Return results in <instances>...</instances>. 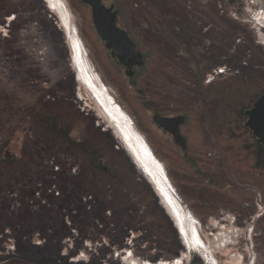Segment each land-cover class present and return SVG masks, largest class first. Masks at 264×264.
<instances>
[{"label":"rangeland","instance_id":"1","mask_svg":"<svg viewBox=\"0 0 264 264\" xmlns=\"http://www.w3.org/2000/svg\"><path fill=\"white\" fill-rule=\"evenodd\" d=\"M62 1L69 26L48 0H0V264H264V145L246 126L264 0H102L141 55L130 66L89 4ZM84 59L163 165L185 234ZM156 114L184 118L185 147Z\"/></svg>","mask_w":264,"mask_h":264},{"label":"water","instance_id":"2","mask_svg":"<svg viewBox=\"0 0 264 264\" xmlns=\"http://www.w3.org/2000/svg\"><path fill=\"white\" fill-rule=\"evenodd\" d=\"M92 7V18L97 34L106 44V48L112 50V55L118 53L120 63L126 66L133 64L140 54H136V45L129 39L128 33L117 27V12L113 11L114 7H106L102 0H83ZM131 56V59L128 58ZM132 76L131 72H127ZM132 83V82H131ZM249 121L246 126L253 130L258 141L264 145V95L256 101L254 107L246 111ZM157 125L173 136L176 143L185 147L183 138L180 137V124L184 118H164L160 114L154 116Z\"/></svg>","mask_w":264,"mask_h":264},{"label":"flooded vegetation","instance_id":"3","mask_svg":"<svg viewBox=\"0 0 264 264\" xmlns=\"http://www.w3.org/2000/svg\"><path fill=\"white\" fill-rule=\"evenodd\" d=\"M62 4L66 9V14H67L66 17H64L62 15V13L56 7H54V9L63 18V20H65V18H66L68 26H69L70 25V21L68 18L69 13H68L67 8H66L63 1H62ZM78 41H79V39L77 38L76 44H77V48L79 49L80 46L78 44ZM263 43H264V41H263ZM80 45H81V47H83L82 42H80ZM85 50H86V48L83 47L82 51L85 52ZM78 52H80V50ZM115 56H116V53H115ZM83 61H84L83 65L81 63L80 64L78 63L79 68H81V71L84 68L81 75L82 76H85V74L88 75L89 77L87 76L88 78H86V81L92 86V88H94L96 91H98L99 93L102 94L103 101H105L104 104H105V106H107L106 109L108 110L107 111L108 115L116 122L117 127L119 128L124 140L126 141L128 146L132 149V151L137 156V158H138L140 164L142 165L143 169L147 172L149 177L155 181V184L158 187L159 193L162 195V197L164 198L165 202L170 207L173 214L176 215L178 218H180V227L182 228V230L185 234L186 233V225L184 224L183 219H181V213H180L181 211L179 210L180 208H178L179 207L178 203L174 197V190H173V188L169 182L168 177L166 176L163 165L161 164V162H159L155 158V156L152 154L150 148L145 144V142L140 137H138V135L135 133L132 125L130 124V122L127 119L126 114L121 110V108L119 106L114 107L111 103H109L110 101H109L108 97L109 98H111V97H110L108 92H104V89H103L104 86L101 88L98 85V82H97L98 80L96 79V78H99L98 75L95 72H93L92 67L87 63V60L84 59ZM254 103H253V106H254ZM7 153H6V158L7 157L10 158L11 156L9 155V153L8 154ZM181 207L184 208L182 205H181ZM192 226H194V225H192ZM194 229L197 231L195 226H194ZM189 235H190L189 239L193 240L195 245L196 244L198 245L200 242H202V244H204L203 241L201 240L199 234H198V231L197 232L194 231V233H193L192 227H191V231L189 232ZM204 247H205V244L202 248H204ZM178 260L181 261V258L180 259L177 258V259L173 260L172 262H165L164 261L161 264H171V263L174 264V263H177Z\"/></svg>","mask_w":264,"mask_h":264},{"label":"bare ground","instance_id":"4","mask_svg":"<svg viewBox=\"0 0 264 264\" xmlns=\"http://www.w3.org/2000/svg\"><path fill=\"white\" fill-rule=\"evenodd\" d=\"M49 1V4L54 8V7H56L61 13H62V15L64 16V17H66L67 16V14H66V9H65V7L63 6V4H62V0H48ZM261 14V13H260ZM262 16H259L258 17V20L260 21L261 20V22H262V20H264V15L263 14H261ZM81 49V48H80ZM79 53V52H78ZM80 64V63H79ZM83 65V64H82ZM137 145V144H136ZM135 147V146H134ZM136 148V147H135ZM138 148V147H137ZM135 151V150H134ZM145 167V166H144ZM164 194V193H163ZM169 200V199H168ZM170 201V200H169ZM196 225V224H195ZM195 232H197L196 230H195Z\"/></svg>","mask_w":264,"mask_h":264},{"label":"built area","instance_id":"5","mask_svg":"<svg viewBox=\"0 0 264 264\" xmlns=\"http://www.w3.org/2000/svg\"><path fill=\"white\" fill-rule=\"evenodd\" d=\"M262 13H264L263 11H261ZM258 18V17H257Z\"/></svg>","mask_w":264,"mask_h":264},{"label":"trees","instance_id":"6","mask_svg":"<svg viewBox=\"0 0 264 264\" xmlns=\"http://www.w3.org/2000/svg\"><path fill=\"white\" fill-rule=\"evenodd\" d=\"M75 143H77V142H75ZM78 144V143H77ZM79 145V144H78Z\"/></svg>","mask_w":264,"mask_h":264}]
</instances>
